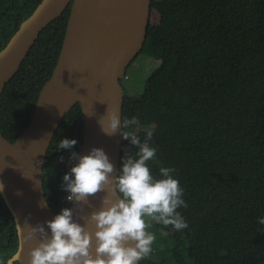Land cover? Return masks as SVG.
<instances>
[{
	"label": "trees",
	"instance_id": "1",
	"mask_svg": "<svg viewBox=\"0 0 264 264\" xmlns=\"http://www.w3.org/2000/svg\"><path fill=\"white\" fill-rule=\"evenodd\" d=\"M38 1L0 0V48ZM68 11L69 4L40 29L0 92V133L10 142L27 125L55 64ZM151 11L136 54H143L148 73L134 93L128 92L131 79L120 83L121 121L135 120L122 131L157 150L146 162L154 178H161V167L175 170L187 204L176 211L188 227L149 219L155 240L137 264H264V225L258 223L264 218V0H150ZM161 73L165 84L154 91L151 78ZM82 126L75 102L45 151L41 185L57 214L68 205L63 176ZM64 138L77 144L58 150ZM137 152L123 139L118 170ZM16 245L0 196V264Z\"/></svg>",
	"mask_w": 264,
	"mask_h": 264
},
{
	"label": "water",
	"instance_id": "2",
	"mask_svg": "<svg viewBox=\"0 0 264 264\" xmlns=\"http://www.w3.org/2000/svg\"><path fill=\"white\" fill-rule=\"evenodd\" d=\"M67 4L60 49L50 75L38 90L27 125L12 142L0 133V182L5 186L0 196L17 237L16 248L7 258L19 253L18 264H29L28 253L39 243L38 238H28L29 225L44 224L48 230L45 222L57 214L44 197L42 163L54 130L75 102L83 121L76 153L85 155L93 147L102 148L118 173L123 137L120 132L104 134L97 121L107 109L121 118L119 78L142 47L150 12V0H39L0 48V92L40 29ZM104 194L90 198L95 208ZM67 208L81 216L95 210L87 205L81 209L70 201Z\"/></svg>",
	"mask_w": 264,
	"mask_h": 264
},
{
	"label": "clouds",
	"instance_id": "3",
	"mask_svg": "<svg viewBox=\"0 0 264 264\" xmlns=\"http://www.w3.org/2000/svg\"><path fill=\"white\" fill-rule=\"evenodd\" d=\"M97 122L104 134L113 136L120 132L123 139L137 146V158L123 159L117 174L102 148L93 147L85 155L72 151L70 159L76 163L65 173L62 184L68 193L66 199L81 209L85 205L95 208L90 198L101 192L105 194L100 198L99 208L87 216L74 213L72 208L61 209L53 219L45 222L50 232L44 224L29 225L28 238L39 239L37 246L28 253L29 264H137L149 256L155 240L154 234L147 230L149 219L171 225L175 230L188 227L176 211L187 204L182 199L183 190L178 180L172 175L175 170L161 167V178H154L146 162L155 158L157 150L122 131L135 120L121 121L118 112L107 109ZM152 136L149 130L146 140H151ZM76 144L77 140L64 138L58 150H71ZM4 187L0 182V192ZM74 215L79 218L74 219ZM258 223L264 225V218ZM18 259L19 253L13 254L4 264H15Z\"/></svg>",
	"mask_w": 264,
	"mask_h": 264
},
{
	"label": "rangeland",
	"instance_id": "4",
	"mask_svg": "<svg viewBox=\"0 0 264 264\" xmlns=\"http://www.w3.org/2000/svg\"><path fill=\"white\" fill-rule=\"evenodd\" d=\"M154 19V13L151 11L149 12V17H148V21H152ZM144 56L143 54L139 53L138 55H136V57L131 60V62L128 64L127 71L129 73V78L131 79V82H129V87H128V92L129 93H134L137 90L140 89V80H138L139 78L145 77L148 73V69L146 68V66L148 67V64H146V66L144 65ZM151 67V64L149 65V68ZM165 78H163V74L161 73V75L156 76V77H152L151 78V87L152 89L155 91L159 90L160 86L162 87L165 84ZM73 166V164L69 165V168H71ZM148 223L150 225V221L148 220Z\"/></svg>",
	"mask_w": 264,
	"mask_h": 264
},
{
	"label": "built area",
	"instance_id": "5",
	"mask_svg": "<svg viewBox=\"0 0 264 264\" xmlns=\"http://www.w3.org/2000/svg\"><path fill=\"white\" fill-rule=\"evenodd\" d=\"M128 78H129V73H128V71H127V68H125L124 71H123V73H122V75H121L120 78H119L120 83H121V82H123V83L126 82ZM131 135H132V134H131ZM75 163H76V161L73 160L71 163H69V164L67 165V169L70 171L69 165H70V164H73V165H74ZM67 195H68V193L66 192V193H65V200H66V202L68 203L69 201L66 199Z\"/></svg>",
	"mask_w": 264,
	"mask_h": 264
}]
</instances>
